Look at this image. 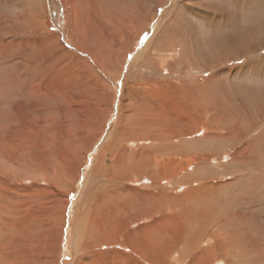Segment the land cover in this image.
Instances as JSON below:
<instances>
[{
    "label": "rangeland",
    "instance_id": "374dc122",
    "mask_svg": "<svg viewBox=\"0 0 264 264\" xmlns=\"http://www.w3.org/2000/svg\"><path fill=\"white\" fill-rule=\"evenodd\" d=\"M263 31L264 0H0V263L264 264Z\"/></svg>",
    "mask_w": 264,
    "mask_h": 264
},
{
    "label": "bare ground",
    "instance_id": "6f19581e",
    "mask_svg": "<svg viewBox=\"0 0 264 264\" xmlns=\"http://www.w3.org/2000/svg\"><path fill=\"white\" fill-rule=\"evenodd\" d=\"M77 1H78V0H77ZM79 1H80V0H79ZM71 2H72V1H71ZM74 5H76V4H73L72 6H74ZM79 5H80V4H79ZM80 6H81V5H80ZM71 8H73V7H71ZM73 10H74V9H73ZM70 13H71V12H70ZM72 13H73V12H72ZM29 30H30V29H29ZM260 35H261V33H260ZM261 36L264 37V31H263V33H262ZM73 38H74V37H73ZM76 38H77V37H76ZM91 38H92V37H91ZM79 40H80V39H79ZM79 43H80V42H79ZM75 44L77 45V43H75ZM80 45H81V43H80ZM147 46H148V45H147ZM98 47H99V46H98ZM82 48H83V47H82ZM147 48H148V47H147ZM147 48H146V46H145V47H144V51L142 50V51H143L144 53H146V54H147V51H148ZM84 50L86 51V49H84ZM66 54H67V53H66ZM146 54H145V55H146ZM145 55H144V57H146L145 59H147V61H148V56H145ZM220 55H221V54H220ZM141 56H142V54H141ZM135 63H136V62H135ZM22 66H23V65H22ZM141 68H142V67H141ZM57 69H58V68H57ZM57 69L54 68L53 72H56V73H57ZM53 74H54V73H53ZM53 76H54V75H53ZM8 77H9V76H8ZM68 77H70V76H68ZM60 78H61V77H60ZM51 80H53V79H51ZM56 81H57V80H56ZM53 82H54V81H53ZM63 82H64V81H63ZM45 83H46V82H45ZM48 83H49V82H48ZM56 83H57V82H56ZM51 85H52V84H50V86H51ZM125 85H126V84H125ZM46 86H48V85H46ZM52 86H54V85H52ZM77 86H78V85H77ZM133 86H134V85H133ZM136 86H137V85H136ZM54 87H55V89H56V86H54ZM60 87H61V86H60ZM48 88H49V86H48ZM50 88H51V87H50ZM74 88H75V87H74ZM88 88H90V87H88ZM31 89H32V87H31ZM33 89H34V88H33ZM51 89H52V88H51ZM51 89H50V90H51ZM59 89H60V88H59ZM134 89H135V88H134ZM39 90H40V89H39ZM52 90H53V89H52ZM52 90H51V91H52ZM125 91H126V87H125V90L123 91V93H124ZM142 92H144L143 94H145V91H144V90H142ZM55 93H56V92H55ZM164 93H165V92H164ZM57 94H58V93H57ZM31 95H33V93H32ZM39 95H40V94H39ZM43 96H44V95H43ZM145 96H146V95H145ZM60 97H62V96H60ZM101 97H102V96H101ZM45 98H46V96H45ZM90 98H91V97H90ZM49 99H50V98H49ZM92 99H93V98H92ZM122 101H123V100H122ZM122 101H121V102H122ZM84 102H85V101H84ZM71 103H72V102H71ZM66 104H67V103H66ZM68 105H69V103H68ZM95 108H96V107H95ZM189 110H190V109H189ZM69 113H70V112H69ZM75 113H76V111H75ZM67 114H68V113H67ZM72 114H74V112H73ZM75 115H76V114H75ZM81 115H82V113H81ZM132 115H133V114H132ZM82 116H83V115H82ZM72 117H74V116L72 115ZM77 117H78V116H77ZM77 117H76V118H77ZM144 118H145V117H144ZM86 119H87V118H86ZM86 119H85V120H86ZM126 120H127V119H126ZM182 121H183V120H182ZM81 123H82V122H81ZM182 124H183V123H182ZM19 125H20V124H19ZM81 125H82V124H81ZM81 125H80V126H81ZM83 125L85 126V125H87V124H83ZM84 128H85V127H84ZM86 128H88V127H86ZM152 131H153V130H152ZM135 133H136V132H135ZM149 133H150V132H149ZM23 134H24V135H23ZM23 134H22V136H25V133H23ZM33 134H34V133H33ZM20 135H21V134H20ZM53 136H54V135H53ZM27 138H28V137H27ZM27 138H26V137H22V139H26V140H28ZM31 139H32V138H31ZM147 139H148V138H147ZM225 142H226V141H225ZM23 143H24V142H23ZM23 143H22L23 148L31 149V146H29V145H30L32 142H30V141H29V143L26 142L27 145H24ZM33 147H34V146H33ZM172 151H173V150H172ZM5 152H6V151H5ZM237 153H238V152H237ZM61 154H62V153H61ZM114 154H115V153H114ZM166 156H167V155H166ZM119 158H121V156H120ZM129 158H130V157H129ZM40 159H41V158H40ZM122 160H123V161H122ZM122 160H121V162H119L118 159H115V158H114L113 161H111V162H112V164H111L112 167H114V166H117V167L122 166V165L125 163V159L122 158ZM134 161H135V160H134ZM151 161H152V160H151ZM172 162H173V161H172ZM192 162H193V161H192ZM143 163H144V162H143ZM134 164H135V163H134ZM134 164L131 165L130 168L139 171L140 169L138 170V169L134 168V167H135ZM128 165H129V164H128ZM136 167H137V166H136ZM0 168H1V167H0ZM2 168H5V167H2ZM115 168H116V167H115ZM137 168H138V167H137ZM186 168H187V167H186ZM117 169H118V168H117ZM119 169H120V168H119ZM128 169H129V168H128ZM115 170H116V169H115ZM125 170H126V169H125ZM116 171H117V170H116ZM184 171H185V170H184ZM1 172H2V170H1ZM127 172H128V171H126V173H127ZM135 172H136V171H135ZM109 173H110V172H109ZM128 173H129V172H128ZM175 173H176V172H175ZM110 174H112V172H111ZM116 174H117V173H116ZM129 174H132V173L130 172ZM136 174H138V173H136ZM136 174H135V175H136ZM138 175H139V174H138ZM124 176H126V174H124V173H123L122 176H120V175H112V176H108V177H107V180L110 181V182L114 181V182L117 183V181H116L115 179L118 178V177H122V178H123ZM133 176H134V175H133ZM173 176H174V175H173ZM129 177H130V176H129ZM136 177H137V176H136ZM173 178H174V177H173ZM130 179H132V178H130ZM173 180H174V179H173ZM173 180H172V181H173ZM124 181H126L125 178H124ZM128 182H129V181H128ZM124 184H125V183H124ZM157 184H158V183H157ZM205 184H206V183H205ZM202 185H203V184H202ZM117 186H119V185H117ZM174 186H176V184H174ZM122 187H123V186H122ZM108 189H109V188H108ZM111 190H112V189H111ZM115 190H116V189H115ZM115 190H114V191H115ZM117 190H120V188L117 189ZM117 190H116V191H117ZM121 190H122V189H121ZM108 191H109V190H108ZM117 192H119V191H117ZM123 193H124V192H123ZM123 193H122V196H123ZM125 193H126V192H125ZM106 194H107V192H106ZM111 194H112V193H111ZM127 194H128V193H127ZM183 194H184V193H183ZM117 195H118V194H117ZM108 196H109V197H112V196H110V194H109ZM119 196H120V195H119ZM124 196H126V194H124ZM185 196H186V195H185ZM119 198H120V197H119ZM0 199H3V198L0 197ZM101 199H102V198H101ZM101 199H100V200H101ZM174 199H175V198H174ZM176 199H177V198H176ZM100 200H98V201L100 202ZM102 200H103V199H102ZM119 200H120V199H119ZM98 201H97V202H98ZM122 201H123V200H122ZM185 201H186V200H185ZM190 201H191V200H190ZM97 202H96V204H97ZM100 208H101V207H100ZM2 209H3V208H2ZM126 211H127V210H126ZM104 212H105V211H104ZM94 213H95V212H94ZM101 213H102V211H101ZM96 215H97V214H96ZM23 216H24V215H23ZM100 218H101V217H100ZM35 219H36V218H35ZM108 219H110V218H108ZM103 220H104V219H103ZM100 221H101V220H100ZM104 221H106V220H104ZM104 221H103V223H104ZM25 222H26V221H25ZM95 222H96V221H95ZM101 222H102V221H101ZM92 223H93L92 225H94V222H93V221H92ZM98 223H99V221H98ZM103 223H102V224H103ZM13 224H14V223H13ZM24 224H25V223H24ZM29 224H30V223H29ZM34 225H35V224H34ZM109 225L111 226V224H108V226H109ZM36 226H37V225H36ZM99 226H100V224H99ZM99 226H97V227H99ZM103 226H104V225H103ZM161 226H162V225H161ZM95 227H96V224H95ZM109 228H111V227H109ZM113 228H114V227H113ZM16 229H17V228H16ZM92 229H93V228H92ZM103 230H104V229H103ZM107 230H108V229H107ZM109 230H110V229H109ZM7 233H8V232H7ZM28 233H29V232H28ZM45 233H46V232H45ZM100 233H101V232H100ZM24 234H25V233H24ZM29 234H30V233H29ZM109 235H110V234H109ZM103 236H104V235H102V236H100V237L102 238ZM35 237H36V236H35ZM111 237H113V236L111 235ZM109 238H110V237H109ZM28 239H29V238H28ZM102 239H103V238H102ZM102 239H101V240H102ZM104 239L107 240L106 238H104ZM97 240H98V238H97ZM97 240H95V241H97ZM99 240H100V239H99ZM99 240H98V241H99ZM30 241H31V240H30ZM32 241H33V240H32ZM35 241H36V240H35ZM93 241H94V240H93ZM112 241H113V240H112ZM112 241H111V242H112ZM97 243H98V242H97ZM100 243H101V242H100ZM109 243H110V242H109ZM109 243H108V244H109ZM113 243H114V242H113ZM101 244H102V243H101ZM31 245H32V244H31ZM31 245H30V246H31ZM58 245H59V244H58ZM113 245H114V244H113ZM38 246H39V245H37V247H38ZM109 246H110V245H109ZM27 247H28V245H27ZM35 247H36V246H35V244H34V245L32 246V248H35ZM25 249H26V248H25ZM29 249H30V248H29ZM9 252H10V251H9ZM11 253H12V252H11ZM35 256H36V255H33V257H20V256H17V257H16L17 259L15 258L14 260H12V259H13V258H12L11 261H12V263H13V262H16L17 264H33L32 260H34V259L36 258ZM9 257H10V255H9ZM36 260H37V258H36L34 261H36ZM97 260H98V259H97ZM39 261H40V260H39ZM39 261H38V262H39ZM3 262H4V261H3ZM36 263H37V262H34V264H36ZM152 263H153V262H152ZM0 264H1V263H0ZM2 264H3V263H2ZM10 264H11V262H10ZM124 264H125V263H124ZM126 264H127V263H126Z\"/></svg>",
    "mask_w": 264,
    "mask_h": 264
}]
</instances>
